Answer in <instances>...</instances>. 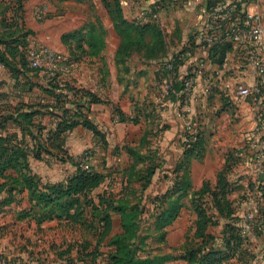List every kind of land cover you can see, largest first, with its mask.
Instances as JSON below:
<instances>
[{
  "label": "crops",
  "instance_id": "crops-1",
  "mask_svg": "<svg viewBox=\"0 0 264 264\" xmlns=\"http://www.w3.org/2000/svg\"><path fill=\"white\" fill-rule=\"evenodd\" d=\"M35 1L0 0V37L2 36L5 39H10L11 35L18 37L21 33L20 29H23L22 33L26 32L25 34H27V47H30L32 34L38 33L42 28V25L35 20L34 13L37 7V5L34 6ZM120 1L125 19L136 26L146 25L140 18L142 9L159 6V9H157L159 12L158 17L152 19L149 23L157 28L158 34H155L148 27L145 36H143L141 47H135L125 57L124 61L117 59V51L120 45L116 47L115 52L112 54L114 66L110 68L112 85L117 87L115 89L117 91L113 90V94H120L118 101L121 103H123L122 101L126 102L127 99L130 101L129 95L135 92L133 89L137 87V90L139 88L143 89L148 98L157 100L152 91L158 87L159 83L161 91H165L162 87L163 83L172 81V79L175 81L176 77V80L179 81V91L168 98H164L165 100L163 99L165 112L172 111V114H174L172 117L174 118L167 117L168 120L166 125L163 126V133L160 137V145L157 147L151 142L152 128L145 129L137 142H126V128L133 129L143 122L142 112L138 109L139 106L131 107V102L128 106L122 104L114 105L111 102L112 100L109 99L112 97L103 95L104 91L102 92L101 89L96 87H87L84 84L79 87H86L103 101L92 104L90 116L98 124L101 131L104 132L107 145L103 146L100 144L91 130L77 127L69 132L66 137L68 152L73 155L68 145L77 133L85 131L86 134L92 136L93 146L97 147V151L100 154L101 162L95 167L107 175L106 181L94 192L105 186L109 180L112 181L111 178L113 179V177L109 176V173L117 171L120 172L124 185L128 186L138 181L142 189H144L146 181L144 179L129 180L127 172L133 166L136 168L132 172L139 171L140 173L145 172L149 167H154L155 173L152 180L144 190H147L152 185L154 176L160 173L167 176L166 183L168 181L171 183L170 185L167 184L166 188L157 195L159 197L175 192L177 183L184 179L188 161L192 187L190 192L182 199L183 206L173 224L180 218L185 208L189 206L195 215L194 232L197 219V214L192 205L194 191L201 189L205 181H209L212 186H215L218 182L219 172L228 166L226 174L229 188L228 199L236 207L235 215L243 218L245 212L251 206L247 202L249 198L245 199V193L250 190L254 191L261 177L264 176V134L261 135L260 132V127L263 123L262 121L259 122L260 120L257 118L256 109L258 107L255 106L256 104L252 98H239L233 93V89L228 90L225 85L227 82L231 84L240 82L249 87H254L256 84V74L252 63L254 45L252 43L233 42V49L227 53L225 61L222 64H218L211 56V46L206 43V38L214 29V14L209 7L210 0ZM80 2H83L81 8L84 10L87 7L85 5L86 0H80ZM51 3L59 4L62 8L59 9V13H65L64 15L61 14V16L53 14V19L65 17L67 20L63 22L64 27H55V29H60L55 33H40V39L42 42L45 41L47 43L46 38L57 34L59 43L67 48L68 46L63 42V36L69 32L75 33L76 30H80L84 26L88 28L87 24L92 21L75 20L70 22L68 17L71 11L69 7L71 0H51ZM222 3L227 6L240 3L246 13L260 15L264 24V0H222ZM19 8L18 12L22 18L16 12ZM55 10L58 11V7L52 6V12ZM97 26L100 25L97 24ZM222 40H226V38ZM121 42L122 38L119 36V43L121 44ZM4 47L3 44H0V48ZM20 49L23 50L22 47ZM176 55H180L181 59L174 77V74L172 76L163 70L166 69L167 63ZM260 55L264 59V46ZM65 58L67 63L64 65L65 67L68 68L74 65V57L70 53ZM135 59L137 60L136 64L133 61ZM19 68L21 67L19 66ZM26 73L27 76L25 75ZM25 74L20 76L19 81L9 68L0 63V115L10 113L20 102L27 104L48 102L43 91V86H47L48 83L43 75L44 73L35 70H25ZM186 74L194 79L193 92L188 96L189 105L187 109L190 112L189 117L194 121L195 132L199 134L201 140L200 149L190 152L188 159V140L183 144L179 142L180 138L183 137L180 129L183 126V120H181L178 112L181 100L184 97L183 89L184 79L187 78ZM161 76L164 77L162 78ZM131 96L133 98V95ZM114 97L116 98V96ZM136 97L138 98V96ZM135 101L138 102L137 100ZM115 108L122 110L126 116V121H119V116L115 114ZM149 116L146 118L147 120L150 119ZM40 120L48 128L54 127V121L50 115L45 114ZM47 120L50 121V125ZM115 130L120 138L119 141H124L123 145H117ZM255 140H259L256 148L251 145ZM260 151L263 152V164L257 163L255 158V154ZM121 153L128 158L129 163L123 167L118 166L115 170L112 167L113 165H110V159L114 155L119 156ZM37 162H47V160H40L34 157L29 159L32 174L43 185L65 182L74 173H65L64 179L57 182L46 181L34 168V164ZM260 164L263 167V171L258 173L257 166L259 168ZM252 187L254 190H252ZM104 191H108V189L99 191L97 194ZM28 193V191H24L16 199L7 203V199L10 197V186L0 192V238L11 233L13 227L17 226V224L34 222L30 219L19 220V213L30 207ZM108 193L112 192L108 191ZM177 194H174L173 197ZM167 206L168 204H165L159 210V214L163 213V209ZM213 212L216 213L215 218H217L218 222L210 226L209 231L213 235L221 237L226 220L216 210ZM9 215L11 219L4 221ZM187 235L189 234H185L184 240L173 249L180 248L184 244ZM246 238L243 250L236 254L234 258L225 261L224 264H264V229H261L259 234L256 233L254 236ZM178 262L187 264V261L183 259L169 263Z\"/></svg>",
  "mask_w": 264,
  "mask_h": 264
},
{
  "label": "trees",
  "instance_id": "trees-1",
  "mask_svg": "<svg viewBox=\"0 0 264 264\" xmlns=\"http://www.w3.org/2000/svg\"><path fill=\"white\" fill-rule=\"evenodd\" d=\"M220 3L222 0H210L211 12H214ZM228 7L232 9L233 17L238 21H241L246 14L240 3ZM107 8L111 15H116L113 23L122 38L117 51L118 60L124 61L135 47H141L148 27L158 34L157 28L149 24L150 21L146 22L145 26H136L128 22L123 15L120 0H107ZM19 10L20 8L17 9V14ZM231 23L232 21L227 19L222 23L221 29H213V32L209 34L217 37L210 52L218 64H222L227 53L233 49V41L227 39L233 30ZM22 31L23 29H20L21 33L18 37L13 35L10 39L0 37V44L5 46L0 48V63L9 68L19 81L20 76L25 74V70L41 71L28 67L26 51H24L28 48L27 34ZM76 35L80 38L78 44L81 49L89 50L87 54L90 56H100L105 48V41L100 40L95 32L92 36L89 33L83 35L80 32L65 34L64 44L69 46L68 39ZM223 38L226 40H222ZM180 59V55L174 56L163 71L172 76L174 74L175 77ZM63 64L65 65L66 61ZM25 75L27 76V73ZM43 75L48 81L47 86H43L47 103L20 102L10 113L0 115V192L10 186V197L7 203L16 199L24 191L29 192L30 207L19 213V220L30 219L39 227L47 221L65 222L72 229L83 227L84 230L101 237L111 232V212L118 213L122 231L110 239L109 244L113 251L108 264H166L180 259L187 261V264H224L243 250L247 238L243 233V218L235 215L236 207L228 199L227 166L219 172L215 186L205 181L201 189L194 191L192 205L197 214L196 229L193 234L187 235L184 244L171 253L139 256V249L144 240L138 243L136 241L138 205H132L126 196V198H117L115 194L108 191L94 195V191L106 181L107 175L97 170L94 165H90L88 169L82 168L76 156L71 155L66 148L68 133L77 127L91 130L100 144L107 145L104 132L90 116L92 104L101 103L102 99L89 89L58 80L57 73L54 76H47L45 73ZM178 82L175 77V93L179 91ZM45 114L53 118L54 127L48 128L41 122L40 118ZM115 114L119 116V121H126V116L120 108H115ZM189 136L187 159L190 152L201 147L199 134H196L195 139ZM31 157L46 159L48 162L55 160L60 163H71L76 170L65 182L43 185L30 170ZM187 163L184 179L177 183L175 192L156 197L161 201L162 207L168 204L163 209V213L157 216L158 222L155 226L156 234L159 236L158 241L163 246L167 244V228L178 218L183 206L182 199L192 187L189 162ZM135 168L133 166L127 172L128 179H144L145 189L152 180L155 168L149 167L142 173L132 172ZM259 182L263 185L258 183L255 190L258 189L264 195V176ZM252 190H254L253 187ZM174 194L177 195L173 197ZM214 210L226 220L221 237L209 231L210 226L218 222ZM253 224L254 234H259L261 229H264V201H259ZM85 248L87 250V247H84V250ZM72 250L73 247L69 246L68 249L57 252L63 258H61V264H79L78 261L80 264H100L97 262L96 255H92L93 258L90 261L83 257L84 255L80 256V253L84 251L78 252L79 259L76 262L71 256Z\"/></svg>",
  "mask_w": 264,
  "mask_h": 264
},
{
  "label": "rangeland",
  "instance_id": "rangeland-1",
  "mask_svg": "<svg viewBox=\"0 0 264 264\" xmlns=\"http://www.w3.org/2000/svg\"><path fill=\"white\" fill-rule=\"evenodd\" d=\"M36 1L34 4V6L37 5L35 9L36 14L34 13L35 20L42 25V28L38 31V33L32 34V44H30V47L46 45L63 56H68L70 53L74 57V65L67 68L64 64H62V66L59 67L56 72L59 75L58 80H61L62 82L68 81L77 86H83L85 84L87 87L99 88L102 92L104 91L103 95L105 97H108V95L112 97L109 99L112 100L111 102L114 105L122 104L128 106L131 102V107L139 106L138 109L142 112L141 117L143 122L141 125H138L133 129L126 128V142H137L145 129L152 128L153 133L151 136V142L155 147L160 145V137L163 133V126L166 125V121L168 120L167 117L174 118L172 117L174 115L172 114V111L165 112L163 99L168 98L173 94L166 93V81L163 83L164 85H162L165 91H161L160 83L158 84V87L152 91V94L155 95L157 100L154 98H148L143 92V89L139 88V90H137V87L133 89L135 92L129 95L130 101L127 99L126 102L122 101L123 103H121L118 101L120 94H113V90L117 87H113L112 85L113 81H111L110 68H113L114 66L112 54L115 52L116 47L120 45V35L113 23V21L115 22L116 15H111L109 13L107 0H86L85 5H87V7L84 10L81 8L83 2H80V0H71V4L69 5L71 11L69 12L68 18L70 19V22L75 20H84V22L86 20L87 22L92 21L91 23H86L88 28L84 26L82 29L76 30V33L80 32L83 35L89 33L90 36H92L95 32L100 40L105 41V48L100 56H90L87 54L89 50L81 49L78 44V40L80 38L77 35L68 39L69 46L67 48L59 43L57 34L46 38L47 43H45V41L42 42L40 39V33H55L59 31V28L64 27L63 22H66L67 19H65V17L53 19V14H56V16H61L62 14L61 12L59 13V9H62L59 4H53L51 3V0ZM52 6L56 8L58 7V11L55 10L52 12ZM42 7L46 9L47 14L43 19H39L37 17V10ZM64 14L65 13L62 15ZM19 17L22 18L20 13ZM97 20L100 21L96 22L100 26H97V24L93 22ZM45 25L46 27H44ZM55 27L59 28L55 29ZM70 33L72 32H69L68 34ZM27 49H25V51H27ZM133 61H135L136 64L137 60L135 59ZM187 75L188 74H186V76ZM161 77L163 78L164 76ZM190 78L191 76H187L186 79ZM193 87L190 91H186L181 100V106L178 108L180 118L183 120V126L180 128L183 137L180 138L179 141L182 144L186 140H189V135L196 133L194 121H192L189 117L190 112L187 109L189 105L188 96L192 94ZM131 95H133V98ZM114 96H116V98ZM136 96H138V98ZM256 111L257 118L260 120L259 122L264 121V114L260 115L258 109H256ZM148 115H150L149 120L146 119ZM47 121L50 125V121ZM114 133L118 141L117 145H123L124 141H119L120 138L118 137L116 130ZM113 139L115 140L114 137ZM255 142L258 143L256 140ZM68 147L70 152L76 157L81 156L86 151H91L88 159L90 165L96 166L101 162L97 147L93 146L92 136L86 134L85 131H83V133H77L75 138L70 141ZM262 158L263 156H261L260 161L257 163L263 164ZM128 163V158L124 157L122 153L119 156L114 155V157L110 159V165H113L112 167L115 168V170L118 166L123 167ZM34 168L46 181L52 182L63 180L65 173L70 174L76 170L75 166L71 163L62 164L55 160L52 162H37L34 164ZM257 172L260 173L258 166ZM119 173L120 172L118 171L110 172L109 176L113 177V179L111 178L112 181L109 180L105 186L94 192L95 195L99 191L108 189V191L114 193L117 198L128 197L127 199L132 205H138L136 210V213H138L136 219L138 224L136 241L138 243L139 241L144 240L139 249V256L146 257L147 255L154 256L156 254L174 252L173 248L184 240L185 234H193L194 232L195 215L193 214L191 208L187 206L180 218L173 225L167 228V244L163 246L158 241L159 236H157L155 228L158 222L157 216L160 213L159 210L162 208L161 201L159 199L157 200L156 197L166 188L167 184H171L169 181L166 183L165 180L167 179V176L162 173L154 176L152 185L147 190H144L138 181L133 182L128 186L124 185L122 176ZM255 196L254 191L251 190L248 193H245V199L248 197L249 200H247V202L251 205L245 212V215L252 209ZM10 215L6 220H3H10L12 216ZM111 219V232L107 235H102L101 237L95 233L93 234L92 232H88V230H84L83 227H80L79 229L74 227L72 229L65 222L59 221H50L40 227L34 222H23L21 224H17V226L13 227L11 233H8L7 235H4V237L0 238V264H61L63 258L60 257L57 252L61 249H68L69 246L73 247L71 256L76 260V262L77 259H79L78 252L84 251L81 252L82 254L80 253V256L84 255L83 257H86L88 261L93 258L92 255H96V258L98 257L97 262L100 264H108L110 254L113 251V248L109 244L110 239L122 231L120 215L118 213L111 212ZM244 234L246 237L254 236V233ZM84 247H87V250L85 248L86 252ZM65 257L67 258V255ZM78 263L80 264L79 261ZM169 264H182V262Z\"/></svg>",
  "mask_w": 264,
  "mask_h": 264
},
{
  "label": "built area",
  "instance_id": "built-area-1",
  "mask_svg": "<svg viewBox=\"0 0 264 264\" xmlns=\"http://www.w3.org/2000/svg\"><path fill=\"white\" fill-rule=\"evenodd\" d=\"M158 7L155 8H144L141 11L140 18L143 23L149 22L152 19L158 17ZM46 9L39 8L37 10V17L39 19H43L46 16ZM214 22L213 27L214 30L221 29L222 23L230 19L232 21L231 27L233 28L231 34L228 36V39L232 40L235 43H252L254 45V52L252 55V63L254 66L255 74H256V84L254 87H249L243 83H229L227 82L225 87L230 90L233 89V93L239 98H249L251 97L253 102L258 107L259 114H264V59L261 57V51L264 46V24L262 23V19L258 14H249L246 13L241 21H238L233 17V11L227 5L220 3L214 9ZM217 37L213 35H209L206 38V43L208 46H212ZM26 57L28 60L29 67L32 69H40L43 73L47 74V76H54L62 66V64L66 61L65 56L58 53L54 49L46 46H34L30 47L26 51ZM171 69V66H169ZM194 79H184V89L183 95H185L186 91H190L193 87ZM166 93H175L174 89V81H166ZM263 125H261V135L264 134V121H262ZM194 139L196 138V133L191 135ZM259 143V140H256ZM258 143L253 142V147H258ZM91 151H86L81 156L76 157L77 161L80 163V166L84 169H88L90 166L89 163V154ZM261 156H263V152L260 151L255 154V158L257 162L260 161ZM259 170L262 172L263 167L260 164ZM259 185H263V183L259 182ZM258 194H257V193ZM255 192L254 203L252 209L243 217V233L251 234L254 230V216L258 211L259 201H264V195L257 189Z\"/></svg>",
  "mask_w": 264,
  "mask_h": 264
}]
</instances>
